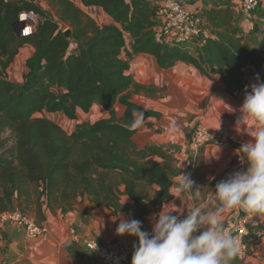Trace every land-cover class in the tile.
Segmentation results:
<instances>
[{
	"label": "trees",
	"instance_id": "1",
	"mask_svg": "<svg viewBox=\"0 0 264 264\" xmlns=\"http://www.w3.org/2000/svg\"><path fill=\"white\" fill-rule=\"evenodd\" d=\"M82 1L103 8L113 22L99 23L73 0H49L55 16L35 0H0V213L19 207L42 222L44 205L66 212L88 198L113 212L143 216L150 206L160 208L173 198V178L180 172L175 157L157 146L139 148L134 138L139 128L130 127L133 109L146 118L160 116L132 100V87L151 91L128 73L135 55H152L166 69L179 60L190 62L205 74L219 73L229 87L239 85L249 64L264 80V29L257 23L245 34L230 1L201 12L211 35L202 36L204 43L193 53L157 39L158 5L151 0ZM23 10L43 17L28 36H18L13 25ZM259 13L264 16L260 7L254 17ZM127 34L132 50L123 57ZM26 44L34 52L17 82L9 69ZM118 102L126 106L122 117L116 115ZM94 104L109 116L79 123L72 132L47 116L76 119ZM257 228L264 225L249 224V249Z\"/></svg>",
	"mask_w": 264,
	"mask_h": 264
},
{
	"label": "crops",
	"instance_id": "2",
	"mask_svg": "<svg viewBox=\"0 0 264 264\" xmlns=\"http://www.w3.org/2000/svg\"><path fill=\"white\" fill-rule=\"evenodd\" d=\"M35 1L48 13L56 15V9L50 5L49 0ZM73 1L99 23L113 22L103 8L86 6L82 0ZM151 1L159 6L163 0ZM225 1L231 2L238 24L245 34L249 35L257 23L264 29V16L259 13L254 18L245 17L239 9V0H185V3L189 9L203 12V9L222 6ZM260 12L264 13V0ZM206 32V36L211 35L209 29ZM126 38L123 57H126L127 51L132 50L133 39L129 34ZM203 39L180 48L189 49L190 53H193L199 44L204 43ZM33 52L34 47L30 44L21 48L9 69L11 79L23 81V75L27 70L26 60ZM256 72L253 65H247L243 68L239 85L229 87L219 73L205 74L190 62L179 60L166 69L162 68L152 55L142 53L135 55L130 61L128 73L136 83L149 87L151 91L145 89L137 91L132 87V100L144 110L160 113L159 117L151 115L145 119L134 137L135 142L139 148L157 146L175 157L180 172L173 178L171 186L173 198L160 208L150 206L149 212L143 216H134L122 211L113 212L105 205L91 203L88 198L66 212L61 209L52 212L44 205L46 218L42 222L47 224L49 230L41 237L28 238L24 228L12 222L0 223V264H107L102 257L87 247L86 242L93 238L109 242L117 237L133 241L135 237L115 234L120 218L140 220L143 230L147 231L152 230L154 217L163 210V207L165 211H173L176 207L184 208V215L193 206H199L203 211L215 210L212 201L216 199L214 194L216 184L227 179L233 172L247 168L246 156L238 149L252 138L243 131L244 126L239 122L240 108L246 93L251 91V85L258 82L257 77L259 82H262ZM94 110L100 114L98 119L109 116L105 108L94 104L90 113L80 110L78 117L71 120H79L77 124L90 121L85 115L91 114ZM115 111L117 117H122L126 106L118 102ZM201 122L213 129L228 125L238 135L239 140L232 142L229 147L217 144L195 147L191 142L192 134L196 125ZM172 128L174 131L170 132ZM181 171L185 174L190 173L191 179L195 182L194 187L198 188L183 194L182 201L174 197ZM234 209H226L222 213L224 226L227 224V216ZM30 213L37 217L34 211ZM248 214L251 216V223L257 225L259 222L264 225V213L249 211ZM71 227L77 229L79 241L69 240ZM249 243L251 249L249 258L240 260L236 256L230 264H264V228L251 231ZM131 260L132 257L126 264H131Z\"/></svg>",
	"mask_w": 264,
	"mask_h": 264
},
{
	"label": "clouds",
	"instance_id": "3",
	"mask_svg": "<svg viewBox=\"0 0 264 264\" xmlns=\"http://www.w3.org/2000/svg\"><path fill=\"white\" fill-rule=\"evenodd\" d=\"M257 81L240 108L239 122L252 138L238 149L246 156V170L235 171L216 184L215 210L193 206L184 215V208L165 211L163 207L154 217L151 232L143 230L140 220L120 218L115 234L138 241L133 245L131 264H230L237 256L239 238L225 228L222 213L240 206L264 213V82H259V77ZM132 117L130 127L136 129L143 125L146 115L141 109H133ZM194 184L191 174L181 171L174 197L182 201L183 194L198 189Z\"/></svg>",
	"mask_w": 264,
	"mask_h": 264
},
{
	"label": "built area",
	"instance_id": "4",
	"mask_svg": "<svg viewBox=\"0 0 264 264\" xmlns=\"http://www.w3.org/2000/svg\"><path fill=\"white\" fill-rule=\"evenodd\" d=\"M263 0H239V9L247 18H253L255 11L261 7ZM159 23L156 36L164 43L187 46L194 44L202 36H206V20L203 14L187 7L185 0H163L157 10ZM18 20L24 23L21 36H28L37 30L43 20L42 15L33 10H23L19 13ZM239 140L238 135L228 126L222 125L213 129L201 122L196 125L192 134V144L201 147L207 144H217L229 147L232 142ZM246 207L235 208L227 216L225 228L239 238L240 250L237 257L246 260L250 256L247 235L251 216ZM12 222L24 228L28 238H38L45 235L49 227L46 223L39 222L31 213L19 207L0 213V223ZM151 232L152 230H147ZM69 240L79 241L80 237L75 227L69 231ZM138 243L135 238L128 241L125 238L117 237L112 241L105 242L100 238H93L86 242V245L96 255L102 257L107 264H126L133 255V245ZM96 248V249H95Z\"/></svg>",
	"mask_w": 264,
	"mask_h": 264
},
{
	"label": "rangeland",
	"instance_id": "5",
	"mask_svg": "<svg viewBox=\"0 0 264 264\" xmlns=\"http://www.w3.org/2000/svg\"><path fill=\"white\" fill-rule=\"evenodd\" d=\"M49 14L52 15V13H50V12H49ZM205 20H206V18H205ZM260 80H262V82H264V80L262 78H260ZM38 115L41 116L42 114H38ZM47 116L50 117L51 119L55 120L57 123H59L68 132H72L75 129L77 123H78L77 121H79V120H70L68 117H66L65 115H63L61 113H47ZM85 116L90 121L91 120L92 121H96L100 117V114L97 112V110H94V111L91 112V114H87ZM9 135H10V132H7L5 134L6 137L9 136ZM12 144H13V142H12V139H11L9 141V145H12Z\"/></svg>",
	"mask_w": 264,
	"mask_h": 264
},
{
	"label": "water",
	"instance_id": "6",
	"mask_svg": "<svg viewBox=\"0 0 264 264\" xmlns=\"http://www.w3.org/2000/svg\"><path fill=\"white\" fill-rule=\"evenodd\" d=\"M14 29L17 33L18 36H21V33H22V29L24 27V23L23 22H20L18 19L14 22ZM65 34L68 38L72 39L73 38V34H72V30L71 29H67L65 31Z\"/></svg>",
	"mask_w": 264,
	"mask_h": 264
}]
</instances>
